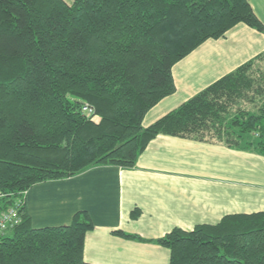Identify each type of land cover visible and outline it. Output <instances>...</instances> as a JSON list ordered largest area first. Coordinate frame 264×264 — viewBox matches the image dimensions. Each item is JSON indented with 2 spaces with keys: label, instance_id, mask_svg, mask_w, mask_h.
Segmentation results:
<instances>
[{
  "label": "trees",
  "instance_id": "1",
  "mask_svg": "<svg viewBox=\"0 0 264 264\" xmlns=\"http://www.w3.org/2000/svg\"><path fill=\"white\" fill-rule=\"evenodd\" d=\"M237 22L264 31L249 0H0V212L38 181L133 166L159 132L264 152V50L142 124L175 90L172 65ZM24 204L0 233V264H99L83 258L86 210L33 227ZM153 240L169 248V264H264V210Z\"/></svg>",
  "mask_w": 264,
  "mask_h": 264
},
{
  "label": "crops",
  "instance_id": "2",
  "mask_svg": "<svg viewBox=\"0 0 264 264\" xmlns=\"http://www.w3.org/2000/svg\"><path fill=\"white\" fill-rule=\"evenodd\" d=\"M249 3L264 25V0ZM262 50L264 31L243 22L221 37L203 40L172 65L175 90L146 111L142 124ZM24 203L33 227L66 224L74 212L86 210L93 223L83 239L88 262L169 264V248L153 239L172 227L190 229L227 213L264 210V152L159 132L133 166L98 164L38 181L25 191ZM134 208L139 209L136 217L130 212Z\"/></svg>",
  "mask_w": 264,
  "mask_h": 264
},
{
  "label": "built area",
  "instance_id": "3",
  "mask_svg": "<svg viewBox=\"0 0 264 264\" xmlns=\"http://www.w3.org/2000/svg\"><path fill=\"white\" fill-rule=\"evenodd\" d=\"M81 111L95 121L98 119L94 107L87 102H83L81 104ZM24 193L25 191H22V199L19 202H15L13 205L8 206L6 209L0 212V233L11 228L18 222V204L23 201Z\"/></svg>",
  "mask_w": 264,
  "mask_h": 264
},
{
  "label": "rangeland",
  "instance_id": "4",
  "mask_svg": "<svg viewBox=\"0 0 264 264\" xmlns=\"http://www.w3.org/2000/svg\"><path fill=\"white\" fill-rule=\"evenodd\" d=\"M260 67L264 70V60L261 61V65H260ZM4 233H5V234H9V233H10V230L7 229V230L4 231Z\"/></svg>",
  "mask_w": 264,
  "mask_h": 264
}]
</instances>
